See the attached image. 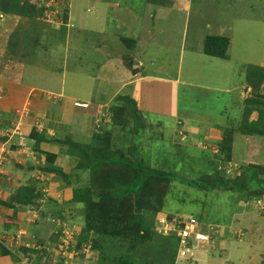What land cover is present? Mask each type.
Returning a JSON list of instances; mask_svg holds the SVG:
<instances>
[{
    "label": "rangeland",
    "instance_id": "1",
    "mask_svg": "<svg viewBox=\"0 0 264 264\" xmlns=\"http://www.w3.org/2000/svg\"><path fill=\"white\" fill-rule=\"evenodd\" d=\"M34 1L38 4L40 2V0H19L18 3L15 1H7L5 2L4 8H10L9 13L12 15H20L22 9H27L32 14L37 15L38 11L32 8L35 5ZM68 1L69 3L72 1L73 10H75L78 2L95 3L94 0ZM113 1L114 0H111L109 4L116 8L117 3L114 2L112 4ZM121 1L123 3L122 5H125L124 3H129L137 9V11H135V9V12L131 14L129 9L121 11V13L124 14V19L128 26L124 24L119 28L120 30H118L115 26L117 17L111 16L113 9L108 8L101 18H94L93 24H95V26L92 28H99L100 24L103 25V18H106V32L110 34V30L114 36L119 38L121 33L126 34L125 32L130 28L131 25L128 23V20H130V18H136L141 24L142 22L145 23L148 29L151 28L153 32H156L152 36L153 39H149L148 29L146 30L145 36L141 35V38L144 37L150 42V55L146 59L145 67L136 69V72L140 74H164L163 77L167 75L178 76V90L171 92L169 97L175 98V94H178L179 108L181 111L185 112L184 115L181 113L183 116L179 118L178 123H181V126H179L178 135L172 138L174 141L168 138L167 135H160V133L155 135L156 131H161V129L157 128V125L164 124V120H160L159 122L156 117L152 120L148 117L149 121H143L142 119V122H144L145 125H149L148 127H151V129L143 131L141 135L139 134V136H142V139H139V136L137 137L136 135L135 139L139 144L134 148L137 149L136 154L140 156L143 155L142 157H144L146 161H149L148 163L150 166L165 171L171 170V163L164 161V156L158 154V150L160 146H162L160 142L163 143L162 139H165L167 141L172 140V144L168 148L173 162H178L184 167H194L199 162L203 166L206 165L207 168L205 169V173L211 174L212 177L218 173V171H216L217 169L221 170L220 172H222V170L225 171L223 173L232 175V177L244 172L246 175L251 174L253 169L249 167V165H261L258 170H264V138L244 135L242 132H234L231 155H223L220 152L222 154L221 158L219 155L220 153L214 154L211 153V151H205L206 153L204 156L200 154V151H196L194 146L198 145L204 149H213V151L218 152L220 148L217 141L220 136L223 135L224 131H227V129L236 131L237 128L239 129L241 127L243 121L247 119L248 104L246 99L255 97L254 94L256 93L254 86L249 81V71L252 68H264V0ZM1 2H3V0H1ZM63 2L64 0H62L60 4L62 5ZM3 4L0 5L1 9ZM56 10L57 8L54 5L52 6L49 4L43 15V20L47 23L56 25L59 21L58 18L60 14ZM93 14L94 11L90 13V15ZM152 14H154V18ZM65 15H67V12H65ZM96 35L94 30L92 40H94ZM208 36L225 37L230 40L227 57H215L205 54L204 45ZM12 38H10L9 41H11ZM97 39L99 40L100 36H98ZM9 41L3 44L8 45ZM20 41L23 42L20 35L13 38L9 43L12 51L19 49H17V46L21 44ZM68 53L70 57L87 58L83 54L77 55L72 48V43L71 47L70 45L68 47ZM106 56L107 54L104 55V53H101L97 58L91 56L93 59L96 58V66L91 72L97 75L100 74L98 78L101 79L102 82L108 83L112 79H116L118 67L114 64L116 67L114 69L113 63L110 65L112 59L106 62V64L101 62L102 65H100L99 59ZM138 70H142V73ZM258 79L261 80V84L257 92L264 96V73L262 76L259 75ZM79 90L85 91V86H82ZM169 102L175 110V99L169 98ZM187 111L189 114L186 113ZM164 118L166 119V117ZM257 118L258 112L253 111L248 117V122L249 120L253 121ZM138 120H140V118H137L135 123L137 126H140L141 124ZM167 120L174 121L173 118H168ZM193 121L198 125H201L202 122L208 124L210 121L214 124L213 126L220 124L224 126V128H220L219 133L211 135L209 131L210 127H197L206 134V141H202L198 138L199 135L194 134L195 130L192 129V125L190 124ZM133 122L129 120V123ZM133 126L134 123L130 126L132 130L133 128L136 129L135 126ZM189 131H192V133ZM124 132L125 131L122 130L120 133ZM188 133L190 135H188ZM149 134L153 136L149 137ZM106 135H108V132ZM189 136H192V138H188ZM180 138L182 142L179 140ZM140 141L142 143H140ZM113 142L116 143L115 139H113ZM128 143L127 139L122 138L119 146L116 144V148L110 150V152L114 151L113 155L110 156L117 155L123 157L122 151L125 147H122V145ZM121 147L123 149H121ZM97 148L98 150H96ZM94 149L98 153H102V151L106 150L102 147V144L97 145ZM167 158L170 160V157ZM142 159L143 158H141V160ZM159 162L162 164V167ZM182 166L178 165L177 171H182ZM107 170L108 169H102L103 174H105ZM193 173L195 176L196 174L194 171ZM111 176L115 178L113 172ZM91 181L92 180L89 179V183H91ZM194 181L200 182L202 180L196 178ZM38 183L37 188L39 187L43 190L42 182L40 181ZM123 184L125 183H120L119 180L109 184L106 179L101 182V185L108 187L109 190L113 189L114 186H123ZM249 185L254 187L257 186V183L249 182ZM197 191L198 192H190L188 194L189 197L186 198L183 204H178L179 201L177 198L170 199L166 204V206L169 205L170 209L168 208L165 210L169 212L174 210L182 211L184 212L183 214H185L183 217L187 219H189L193 213H195V216L203 215L202 219L205 221L207 220L206 214L209 213L210 218H216L217 216L224 221V224L221 223L220 226L214 224L202 227L203 229L200 228V231H203V233L208 234L210 237L206 241H201V245L204 246L201 254L196 252H193V254H184L180 252L179 244L173 241L175 237L171 235L172 233H167V228L161 230L162 226L159 227L160 218L162 216L169 220L175 219H170L168 216L160 214L159 212L154 222L145 225L143 228L138 226L131 228L128 225H124V220H120L116 223V220L106 219L105 224L102 222L106 227V231L109 228H114L115 234L118 236V238H115V236L107 234L103 241L102 247H104L106 253H110L109 256L105 258L107 261L104 260L105 264L112 260V257L116 258L119 255L117 252L120 251V248L124 250V247L129 250L131 245L139 240L142 233L149 236L141 239L139 243H137L138 248L135 250L133 249L129 253V257H133L132 259L137 261L138 264H264V192H259L263 201L253 199L243 205V202H238L244 209L239 208L238 211L233 214L238 212L237 214L242 213V215L236 214L235 217L230 219L232 216L229 213L235 208V203L233 201H236L237 197L232 196L229 198V192H219V200H217L218 205L222 206V204H225L224 208H226V211L223 213L222 211L210 210L208 205H204L205 202L201 196L202 193L199 192L200 190ZM248 192L249 191H242L240 199H243ZM220 193H223L221 199ZM210 200L211 199H208L207 201ZM193 201L195 203H201L196 205L189 203ZM214 202L215 201L212 199L211 203ZM75 206L78 208L73 209V214L71 215L73 219L69 220V222L85 220L87 208L78 204H75ZM35 209L36 208H34L33 211H35ZM227 220L229 222L225 223ZM183 221L184 219L178 222L183 224ZM198 221L201 222L199 219ZM47 225L49 229L53 230V237H55L60 224L51 220ZM76 229L79 228L74 229L77 236L79 233ZM96 229L101 230V224L99 227H96ZM59 230H61V228ZM91 232L94 235L93 232L95 231ZM122 234L124 236L123 239L120 236ZM1 235L2 234H0V236ZM18 235L23 237V234ZM39 237L45 239L43 236L39 235ZM0 245L5 247L2 244ZM5 248L8 250L6 251L9 254H17L18 256L22 254L21 248L17 253H13L7 247ZM53 250L54 246L50 248V251ZM50 251L45 252L47 258L43 261L46 262ZM58 255L57 253L53 254L55 260L59 257ZM69 258L72 259L71 256ZM118 259L119 262H121V257L118 256ZM20 260L23 263L26 261L24 257H22V259L20 258ZM31 263H34V261H31ZM76 263L82 264L80 260H76L75 264Z\"/></svg>",
    "mask_w": 264,
    "mask_h": 264
},
{
    "label": "crops",
    "instance_id": "2",
    "mask_svg": "<svg viewBox=\"0 0 264 264\" xmlns=\"http://www.w3.org/2000/svg\"><path fill=\"white\" fill-rule=\"evenodd\" d=\"M94 1L95 3L78 2L75 10L72 9V1L58 4L56 11L60 14L56 25L43 20V10L46 6L40 2V5L37 3L32 7L38 11L37 15L27 9L20 11L25 14L12 15L0 8V141L8 139L11 146L6 153H0L1 187L4 191L2 200L7 201L18 188L35 185L36 181L42 182L47 200H52L51 204L47 202L36 208L37 211L34 213L30 210L15 211L0 204V234H23L21 237L23 240L31 239L32 235L37 234L36 236H43L48 242L54 235L53 230L47 225L49 221H53V215L58 218L59 211H65V215L71 213V210L73 213V209L78 208L75 204L85 206L81 202L71 203L74 187L87 184L91 178V173L86 170L80 180H77L75 174L80 158L75 155L73 145L77 143L95 153L98 148L96 150L94 148L108 136V139H115V144L119 146L123 125L115 122L111 109L117 104L120 95L129 96L136 102L138 113L134 115L132 121L135 123L136 119L140 118L138 121L141 125L138 130H141V133L138 132L137 137L143 131L151 129L142 122V119L149 121L148 117L150 120L156 117L159 122L164 120V124L157 125L161 131H156L155 135L160 133L170 139L178 135L180 129L178 121L185 112L179 108L178 94H175V98L169 97L171 92L178 90V76L143 74L142 70H138L142 74L136 72V69L145 67L146 59L150 55V42L144 37L141 38V35H146L148 26L143 22L141 24L136 18H130L128 20L130 28L126 34L121 33L118 38L110 30V34L106 32L107 20L103 18V25L100 24L99 28L93 29L94 18H101L108 8L113 9L111 16L117 17L115 26L118 30L124 24L128 26L121 11L129 9L130 14L137 11L132 4L122 5L121 0L112 2L117 3L116 8L109 4L111 0ZM1 4L3 2L0 0ZM92 11L94 14L90 15ZM94 30L97 35L92 40ZM147 31L149 39H153L152 36L156 32L151 28ZM19 35L23 42L20 41L18 50L12 51L9 43ZM122 37L136 39V47L130 49L122 41ZM8 41V45L3 44ZM71 43L77 55L83 54L87 58L70 57L68 47L69 45L71 47ZM101 53L107 56L99 59L100 65L112 59L110 65L113 63V66L115 64L118 67L116 79L108 83L98 78L100 74L91 72L96 66L95 59ZM89 55L96 58L93 59ZM82 86H85V91L79 90ZM169 98L175 99L177 110H174ZM186 113L189 114L188 111ZM128 115L132 118L129 112ZM168 118H173L174 121H169ZM190 124L195 130L194 134L199 135L198 138L202 141H206V134L197 127H210L211 135L219 133L220 129L218 125L213 126L210 121L208 124L202 122L198 125L194 121ZM131 125L132 123L125 126L130 128ZM18 132L24 135L25 145H21ZM127 133L129 143L123 144L122 147L124 146L126 150L130 147L127 150L130 156L124 157L134 160L139 155L134 148L139 144L136 139V143L132 141L136 137L134 133L131 134L130 130H127ZM190 137L192 138V136L188 138ZM138 138L142 139V136ZM69 139L72 142H69ZM179 140L181 141V138ZM103 145L102 147L106 149ZM194 146L197 147L196 151L204 149L198 145ZM50 154L55 155V158L49 162ZM142 156L138 157L144 159ZM145 162L149 161L145 159ZM159 164L162 166L160 162ZM50 167L63 170L72 181L55 172L50 171L48 174V171L44 172ZM195 167L199 169L201 164L198 162ZM204 167L207 168L206 165ZM233 213L235 212L229 213L232 216L230 219L238 212ZM160 214L166 216L169 212L165 210ZM237 215L241 216L242 213ZM208 216L210 218V215ZM210 219L213 220L207 218V222L197 221L198 227L224 224L220 217ZM228 220L225 223H228ZM84 224L85 220L74 221L69 227L81 230ZM6 250L0 245V264H25L17 254H9ZM20 250L22 251V248ZM33 261L35 264H46L36 257Z\"/></svg>",
    "mask_w": 264,
    "mask_h": 264
},
{
    "label": "trees",
    "instance_id": "3",
    "mask_svg": "<svg viewBox=\"0 0 264 264\" xmlns=\"http://www.w3.org/2000/svg\"><path fill=\"white\" fill-rule=\"evenodd\" d=\"M19 2V0H9V2ZM148 1V0H147ZM4 2V1H3ZM5 6V3L3 4ZM48 8V7H47ZM5 12H10V8L5 9L2 8ZM9 10V11H8ZM45 9L43 10V14L45 13ZM21 14H25L24 12H21ZM122 41L130 48L133 49L137 45V40L132 38H125L122 37ZM230 44V40L225 37H218V36H208L205 41L204 45V51L205 54L209 56H215V57H227L228 56V47ZM264 68L259 67L252 68L249 71V81L254 86L256 93L254 94L255 97H251L246 99V102L248 104L247 107V119L246 121H243L241 127L236 129L234 131L232 129L227 131H224L223 135L220 136L219 140L217 141L220 150L215 153H222L223 155H231L232 147H233V140H234V132H242L244 135H250L255 137H261L264 138V100L263 95H260L258 93V89H260L261 80L258 79L259 75H263ZM136 102L133 98L129 96H122L120 95L117 104L114 105V107L111 109L112 114L114 116L115 122L118 124L123 125L122 130L125 131L124 133H120L122 138L128 139L127 130L131 131V134H137L138 132H141V130H138L139 126H137L136 123L132 121L134 119V115H137L138 111L136 110ZM258 112V118L256 120L248 122L249 115L253 112ZM131 114L132 118L128 115ZM129 117L131 118V122L134 123V126L136 129L130 127H127L125 125L130 124L129 123ZM181 122V121H180ZM132 123V124H133ZM133 126V127H134ZM181 126V123L180 125ZM220 128H224L222 125H218ZM223 130V129H222ZM133 138V137H132ZM158 140V139H157ZM163 143L162 146H160L158 150L159 155H163L164 161H168L170 166H172L171 170L165 171L160 168H155L154 166H150L149 163L145 162V159L139 158L136 156V158L129 159L124 156H129L128 151L123 149L122 156H110L113 155V152H110L111 149L116 148V144L113 142V139H108L107 137L103 138L102 143L105 145L106 150H104V153H98V152H92V150L88 147H82L77 143H74L73 150L75 151V155L80 158L79 164L77 166V172L76 177L77 180H80V177L82 176L83 172L85 173L86 170H88L89 173H91V183H87L85 185H79L74 187V195L71 203L75 202H81L85 204L86 210V219L85 224L82 226L81 231L79 234H77L75 239V246L74 250L77 252V255L75 256L76 260L83 261V255L82 250L84 245L91 244L93 249L98 252V259L95 261H92L88 264H105L104 260L106 257L109 256L110 253H106L104 250V247H102L103 241L105 240L107 234L115 236V238H118L117 234H115L114 228H109L106 231L105 227V220H116L118 223L120 220H124V225H128L129 227H145V225L152 224L159 212H164L165 209H170L169 205L166 206L167 201H170L172 198H177L179 201L178 204H183L184 201H186V198L189 197L190 192H198L197 190H200L201 196L203 198V201L205 202L204 205H208L210 210L214 211H226L225 204H222V206L218 205V194L219 192H229V198L232 196L237 197L236 201H233L235 203V208L231 210V212L238 211L239 208H243V204H247L249 201L253 199L262 200V196L259 194L261 191L264 192V170L259 171V167L261 165H249L253 169V172L251 174H244L241 173L240 175H237L235 177H232V175H227L223 172L218 171L217 174H215L213 177L211 174L205 173V167L201 165L199 169L194 167H184L178 162H173L170 154V150L168 147L172 144V140L167 141L165 139H162ZM69 142H72L71 139L68 140ZM133 143H136L135 138L132 140ZM8 142V139L6 141H0V144H5ZM111 142V143H110ZM159 142V141H158ZM220 142V143H219ZM103 145V146H104ZM11 146L9 143L6 144L7 151L9 150ZM197 148V147H196ZM109 153L107 154V152ZM197 151H200V154L204 155L205 151H211V153H214L212 150L207 149H199ZM6 153V152H5ZM214 153V154H215ZM220 155V158L222 154ZM50 157L48 158V161L50 162L52 159L55 158V155L50 154ZM205 156V155H204ZM170 157V160L167 158ZM198 164V163H197ZM178 165L183 167L182 171H177ZM113 166V167H112ZM112 167V168H111ZM162 167V166H161ZM111 170H110V169ZM103 170L108 169L105 174H103ZM48 171V172H47ZM55 172L57 175L64 177L68 179V181H72L71 178H69L68 175L64 173L63 170L55 167H50L45 169L44 172L50 173ZM175 171V172H174ZM195 172V176L194 173ZM115 174V178L111 176V173ZM227 173V171H226ZM183 176H182V175ZM99 177V178H98ZM2 178V176H1ZM200 178V182L194 181V179ZM97 179V182H96ZM107 180L108 184L113 183L114 181H118L120 183H125L123 186H114L113 189L109 190L108 187H105L101 185V182L103 180ZM125 180V181H123ZM250 180V181H249ZM39 181L35 182V185H29V186H22L17 189V191L11 195V197L7 200H0V204L13 208L15 211L19 210H33L34 208H40L42 205L51 204L52 200H47L46 193L41 190L39 187L37 188V185ZM249 182H256L257 186H250ZM105 184V183H104ZM102 187V188H101ZM111 188V187H110ZM242 191H249L248 194L244 196L243 199H240L242 195ZM105 192V193H104ZM223 193H220V199ZM185 195V196H184ZM180 197V198H179ZM210 197V198H209ZM217 198V199H216ZM208 199H211L210 201H207ZM215 201L214 203H211V201ZM50 201V202H49ZM238 202H243L242 205H239ZM192 205H196L198 203L189 202ZM56 204V203H55ZM166 207V208H165ZM206 208V207H205ZM174 210V209H173ZM169 212V211H168ZM182 211L174 210L172 212H169V214H166L170 219H175L177 221H182L184 218ZM69 212L68 215H65V211H59L57 216V219H60L64 221L67 225L72 226L73 222H69V220L73 219L71 218L72 215ZM209 213L206 214L207 218L209 220H213L209 218ZM195 213L192 214V216L189 217V220H194L195 222L198 221H205L202 216L196 215ZM53 217H56V215H53ZM208 220V221H209ZM207 221V220H206ZM104 224H103V223ZM198 223V222H197ZM101 224V230H97L96 227H99ZM59 230V229H58ZM200 231V228H198ZM93 232L94 235L92 234ZM107 232V233H106ZM203 232V231H200ZM174 237V242L176 244H179L180 246V239L176 234L172 233ZM54 236V235H53ZM51 237L48 240V244H50V247L54 246V250L49 252V257L46 260V264H53L54 262L56 264H64L65 260H67L66 256H59L56 260L54 259V251L56 248V243L58 242V237ZM123 239V234L120 235ZM149 235H145V233H142L139 237L138 241H135L129 248H124V250H121L117 252L119 254L118 256L121 257V262H119L118 256L112 257V260L107 262V264H138L137 261L132 259L133 257H129L130 251L133 249L138 248L139 241L143 238H147ZM169 236V235H168ZM26 241V240H25ZM40 243L47 242L45 239H42L40 237L39 239ZM196 240H191L190 244H196ZM177 247V245H176ZM204 246L201 244L197 246L194 252L201 254L202 249ZM22 252L25 254L26 252L30 251L31 249H27V247H21ZM32 252H35V250H32ZM47 252V251H45ZM39 258V257H38ZM40 259V258H39ZM124 260V261H123ZM103 262V263H102Z\"/></svg>",
    "mask_w": 264,
    "mask_h": 264
},
{
    "label": "built area",
    "instance_id": "4",
    "mask_svg": "<svg viewBox=\"0 0 264 264\" xmlns=\"http://www.w3.org/2000/svg\"><path fill=\"white\" fill-rule=\"evenodd\" d=\"M46 5L48 6L49 4L51 5H56L60 3L62 0H43ZM20 139H21V145H25L23 137H21L22 134H20ZM8 143V142H7ZM0 144V153L6 152V144ZM2 161H0L1 163ZM1 173H0V200L3 199L4 191L1 187ZM44 176L42 175L41 178ZM34 210V209H33ZM31 210V211H33ZM37 210L35 209L34 212ZM160 225L159 227L162 226L161 230H165L167 228V233H174L176 234L179 239H180V252H183L184 254H193L197 246L201 244V241H206L209 237L208 234L200 232L198 230V223L195 222L194 220H189L187 218H183V224H180L177 220H169L166 217H161L160 218ZM56 222H58L61 226V230H58L56 232V237H58V242L56 243V248L54 253H57L58 256H66L67 260H65L64 264H75L76 259L75 256L77 255V252L74 250L75 246V239H76V233L74 229H70L69 225H67L64 221L60 219H56ZM183 225V226H182ZM158 227V228H159ZM78 233H80L79 229H76ZM39 238L36 235H32L31 239L28 240H23L20 235L18 234H2L0 236V244L4 245L7 247L9 250H11L13 253H17L18 250L21 247H27V249H31L30 251L26 252L25 254H20V257L25 258L26 261L30 258H35L39 257L42 260L47 258V254L45 251H50V244L48 242L40 243ZM196 240V244H190L191 240ZM23 243H22V242ZM49 245V246H48ZM32 250H35V252H32ZM41 250V251H40ZM82 255H83V261L82 264H88L92 261H95L98 259V252L95 251L92 247V245L89 243L87 245H84L83 250H82ZM71 256L72 259L69 257ZM24 261V262H26ZM53 264H56L55 262ZM78 264V263H76Z\"/></svg>",
    "mask_w": 264,
    "mask_h": 264
},
{
    "label": "bare ground",
    "instance_id": "5",
    "mask_svg": "<svg viewBox=\"0 0 264 264\" xmlns=\"http://www.w3.org/2000/svg\"><path fill=\"white\" fill-rule=\"evenodd\" d=\"M68 0H64V2L63 3H65L66 4V2H67ZM21 137H23V140H24V135H21ZM54 219H57L56 217H54L53 218V220ZM56 221V220H55ZM61 227L59 226V229H60ZM31 261H33V259L32 258H30V259H28V261H26L25 262V264H35V262L34 263H31Z\"/></svg>",
    "mask_w": 264,
    "mask_h": 264
},
{
    "label": "clouds",
    "instance_id": "6",
    "mask_svg": "<svg viewBox=\"0 0 264 264\" xmlns=\"http://www.w3.org/2000/svg\"><path fill=\"white\" fill-rule=\"evenodd\" d=\"M34 2H36V1H34ZM40 2L43 4V6H44V5L46 6V7H45V8H46L45 10H47V7H48V6L46 5V3H45L43 0H40ZM67 2H68V1H67ZM41 3H40V4H41ZM35 4H37V3H35ZM58 4H60V3H58ZM58 4H56V5H54V6L57 7ZM64 4H65V3H64ZM52 6H53V5H52ZM162 217H164V216H162ZM54 220H56V219H54ZM54 220H53V221H54ZM80 231H81V230H80ZM22 254H24V253L22 252ZM19 257H20V256H19ZM20 258H21V257H20ZM37 258H38V257H37ZM40 259H41V258H40Z\"/></svg>",
    "mask_w": 264,
    "mask_h": 264
}]
</instances>
